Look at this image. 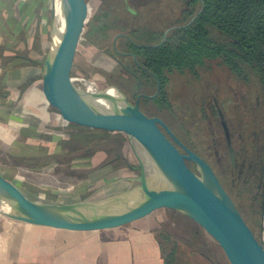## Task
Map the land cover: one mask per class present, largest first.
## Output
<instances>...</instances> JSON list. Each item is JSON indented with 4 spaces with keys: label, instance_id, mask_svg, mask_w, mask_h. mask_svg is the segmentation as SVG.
<instances>
[{
    "label": "rangeland",
    "instance_id": "obj_1",
    "mask_svg": "<svg viewBox=\"0 0 264 264\" xmlns=\"http://www.w3.org/2000/svg\"><path fill=\"white\" fill-rule=\"evenodd\" d=\"M182 2L84 0L72 76L90 80L97 87L116 84L131 101L138 92H156L157 84H146L129 55L119 54L113 47L114 40L119 33L128 34L139 43L150 42L151 31H157L161 37L180 18L178 10ZM116 48L130 51L124 39H117ZM119 58H124V64L134 69L132 74H127ZM77 81L85 87L84 81ZM166 91L167 105L158 107L143 99L142 111L148 117H159L181 142L204 156L264 243V212L260 196L264 155V94L261 85L256 79L245 81L239 78L214 60L201 70L200 77L190 72L171 73ZM39 93L38 96L31 95L27 102L33 105V110H13L12 116L9 110L0 111V173L15 186L20 197L73 202L111 195L126 190L131 183H138L117 181L138 173L135 171L133 175L130 170V165H138V158L128 139L117 134L120 131L117 129H104L114 131V135L98 145L99 149L95 147L94 151L86 150L64 159V154L60 155L64 149L60 139L67 141L72 133L81 132L70 124L85 125L65 117L58 108L53 112L54 107L43 90ZM107 110L101 108L87 113L89 117L105 118V114L110 113ZM223 120L229 129L228 137ZM31 124L41 126L39 139L22 133V129ZM148 128L162 144L183 152L180 144L159 122L148 123ZM21 142L32 146L29 147L33 152L48 151L49 155L45 153L36 158L11 155L8 151L18 152L16 146L22 147ZM193 169L197 171L196 166ZM4 216L0 214V218L8 217ZM25 230L23 228L22 232ZM36 230H27L30 233L27 238L32 244L21 250V255L35 253L40 258L32 264H63L55 258L62 250L68 256L64 264H73L77 256L82 259L78 264H166L169 256H172L173 264H231L221 245L197 221L166 207H158L112 228ZM10 236V230L0 226V238L4 240L1 243ZM62 242L63 248L58 244ZM12 248L18 252L17 246ZM10 251L7 248L0 255L6 256ZM2 261L3 264H31L24 258L14 262L10 258Z\"/></svg>",
    "mask_w": 264,
    "mask_h": 264
},
{
    "label": "water",
    "instance_id": "obj_2",
    "mask_svg": "<svg viewBox=\"0 0 264 264\" xmlns=\"http://www.w3.org/2000/svg\"><path fill=\"white\" fill-rule=\"evenodd\" d=\"M84 6V0H53L50 44L42 65L43 93L67 118L124 132L138 158V165L132 166L138 173L117 181L138 183L111 195L61 203L20 197L15 186L0 173V214L35 225L86 231L116 227L166 207L197 221L221 245L231 264H264L263 241L257 238L213 167L181 142L159 117L144 114L140 106L142 94L134 102L116 84L97 87L90 80L72 76ZM176 27L168 28L165 36ZM122 35L115 37V46ZM76 80L92 84L94 89L82 92L73 83ZM158 86L154 95L146 96L159 94V79ZM105 107L111 109L105 118L89 117L87 113ZM155 121L185 152L165 146L155 137L148 128V123ZM184 158L194 162L197 171Z\"/></svg>",
    "mask_w": 264,
    "mask_h": 264
},
{
    "label": "trees",
    "instance_id": "obj_3",
    "mask_svg": "<svg viewBox=\"0 0 264 264\" xmlns=\"http://www.w3.org/2000/svg\"><path fill=\"white\" fill-rule=\"evenodd\" d=\"M16 7V0H2L0 4L1 30L7 35L5 45L0 44V59L8 65L11 64V67L19 66L22 62L38 63L30 54L29 48L18 49L13 42L23 28L20 18L25 15L22 14L28 13L29 7L32 8L30 3H25L24 9L27 10L19 7L21 15H18L16 14ZM179 8L178 15L180 18L168 28L177 27L173 28L166 36L165 31L161 37H158L157 31H151V36L148 37L150 42L147 43H139L133 38L132 40L124 39L127 40V45L133 54H129V57L134 66L141 71L146 79V84L148 86H152L153 83L157 84L158 79L161 82L159 95L153 99H144L153 102L158 107L167 105L169 97L166 85L171 73L190 72L195 77H200L201 70L207 63L214 60L228 67L235 75L245 81L256 79L264 94V0H183ZM195 15H197L196 18L189 23ZM134 33L139 34L138 31ZM10 41L14 46L10 44ZM119 59L117 60L122 64L127 74H132L134 69L124 64V58ZM6 78L4 74L0 75V105L11 104L6 99L10 94L9 86L5 82ZM8 110L10 113L11 109ZM55 111L56 108L54 107L53 112ZM98 111L101 112V110ZM69 126L78 128L81 132L72 133L67 141L60 139L64 148L60 155L64 154L62 156L64 159L78 156L86 150L94 151L95 147L98 148V145L114 135V131L97 127L82 126L75 123ZM40 127V125L31 124L29 127L23 128L22 133L39 139L41 137V133L38 132ZM123 133L119 131L117 134H122L127 139ZM12 145L15 146V144ZM21 145L22 147L16 146L19 149L18 152L7 151L11 155L31 156L33 158L48 153V151H44L45 153L42 151L33 152L30 148L32 146L22 142ZM100 150L107 152L106 149ZM262 166L260 196L261 210L264 212V155ZM171 257L169 256L166 264H173Z\"/></svg>",
    "mask_w": 264,
    "mask_h": 264
},
{
    "label": "crops",
    "instance_id": "obj_4",
    "mask_svg": "<svg viewBox=\"0 0 264 264\" xmlns=\"http://www.w3.org/2000/svg\"><path fill=\"white\" fill-rule=\"evenodd\" d=\"M0 0V4H1ZM16 14L21 15L19 13V7L23 10L25 3H30L32 6L29 7V12L24 13L22 18H20V22L22 24L21 31L17 35L16 39L14 38L13 42L16 44V48L18 49H27L29 48L30 54L36 59L38 63H25L22 62L19 66L11 67V64H6L5 61L0 59V75L4 74L6 78V84L9 86L10 94L8 95L7 102H10V105L2 104L0 105V111H5L11 109L9 113L12 116L15 112L13 110H33V105H29L28 100L32 95H40L39 92L43 90L42 87V65L45 58V53L47 47L50 42V32H51V20L53 13V0H16ZM26 28H24V26ZM2 26L0 25V44L5 45L7 41V35L2 32ZM10 44H13L10 41ZM13 44V46H14ZM1 53V50H0ZM7 53V52H6ZM11 53V51H9ZM7 53V54H9ZM44 96V95H43ZM35 98V97H34ZM14 112V113H13ZM7 217V216H4ZM0 226L5 227L10 230L11 236L2 244L1 241L3 238H0V252L6 251L7 248H10L11 251L4 256L0 255V264H3L2 260H7L10 258L11 262L17 261L19 259L24 258V260L31 262H37L40 258L34 253H30V255L25 254L21 255V250L29 248L32 242L28 236L30 233H27V230L32 229L37 231V228L51 229V230H61L58 228H53L49 226L35 225L30 224L24 221L14 220L10 218H0ZM23 228L26 229L23 231ZM21 229V230H20ZM69 242H66L68 244ZM61 248H63L62 243ZM44 245H48V243H44ZM17 246L18 252L12 248ZM7 247V248H6ZM22 247V248H21ZM60 247V246H58ZM12 253V255H10ZM58 256H55L56 259H60L64 264V261H67L68 256L61 251H58ZM16 256V257H15ZM19 257V259H18ZM60 257V258H59ZM80 256H77L76 260L73 264H78L80 262ZM7 261H4L5 263Z\"/></svg>",
    "mask_w": 264,
    "mask_h": 264
},
{
    "label": "flooded vegetation",
    "instance_id": "obj_5",
    "mask_svg": "<svg viewBox=\"0 0 264 264\" xmlns=\"http://www.w3.org/2000/svg\"><path fill=\"white\" fill-rule=\"evenodd\" d=\"M119 34H123L122 36H120L119 38H118V40L120 39V40H123V39H130V40H132V37H130L128 34H125V33H119ZM118 35V34H117ZM113 47L116 49V51L117 52H119V54H122V55H129V54H132V52H130V51H120V50H118L117 48H116V46L115 45H113ZM133 55V54H132ZM158 88H159V86H158V81H157V91H158ZM156 91V92H157ZM156 92H154L153 94H149V93H145V92H138V94H136V98H135V100H133L134 102L137 100V98H138V96L140 95V94H142V97H141V99H140V106H141V102H142V100L144 99V98H149V99H153V98H155V97H153V98H151V97H149V96H146V95H154ZM160 93V92H159ZM159 95V94H158ZM157 95V96H158ZM129 97V96H128ZM150 103H152V104H154L153 102H150ZM222 119H224L223 117H222ZM222 123H223V126H224V128H225V132H227L226 134H227V137H228V135H229V129L227 128V124L225 123V121L223 120L222 121ZM183 142V141H182ZM228 142H229V140H228ZM184 143V142H183ZM185 144V143H184ZM186 145V144H185ZM181 146V145H180ZM187 146V145H186ZM182 147V146H181ZM189 147V146H188ZM189 148H191V147H189ZM192 149V148H191ZM192 150H194V149H192ZM182 151L183 152H185V150H184V148L182 147ZM195 151V150H194ZM196 152V151H195ZM198 153V152H197ZM199 155H201L200 153H198ZM203 158H204V156L203 155H201ZM205 159V158H204ZM184 160H185V162H186V164L189 166V167H191L192 169H193V167H195L196 165H195V163L194 162H192L191 160H189V159H186V158H184ZM206 160V159H205ZM207 161V160H206ZM208 162V161H207ZM209 163V162H208ZM130 170H131V173L134 175V173H136L135 172V170H133L132 169V166L130 165ZM215 171V170H214ZM216 173V172H215ZM217 174V173H216ZM218 177H219V175H217ZM220 179V178H219Z\"/></svg>",
    "mask_w": 264,
    "mask_h": 264
},
{
    "label": "bare ground",
    "instance_id": "obj_6",
    "mask_svg": "<svg viewBox=\"0 0 264 264\" xmlns=\"http://www.w3.org/2000/svg\"><path fill=\"white\" fill-rule=\"evenodd\" d=\"M60 12H61V10H60ZM58 13V18L60 17V14L61 13ZM73 83L75 84V86H77V88H79L82 92H85V93H87V92H89V91H92L94 88H93V86H92V84H91V86H89V85H87V83L85 84V87L84 86H82L81 85V82L80 81H73ZM94 83V82H93ZM95 84V83H94ZM105 108H107V107H105ZM110 111H111V109L110 108H108ZM5 167H8V166H5ZM17 169V168H16ZM3 170V169H2ZM1 170V171H2ZM7 171V170H6ZM8 172V171H7ZM10 172V171H9ZM16 174V173H15ZM15 176V175H14ZM128 185V184H127ZM52 202V201H51Z\"/></svg>",
    "mask_w": 264,
    "mask_h": 264
}]
</instances>
